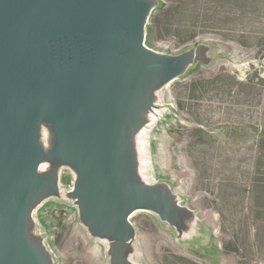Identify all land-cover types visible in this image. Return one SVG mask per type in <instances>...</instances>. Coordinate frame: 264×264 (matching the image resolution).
I'll list each match as a JSON object with an SVG mask.
<instances>
[{"label":"water","instance_id":"95a60500","mask_svg":"<svg viewBox=\"0 0 264 264\" xmlns=\"http://www.w3.org/2000/svg\"><path fill=\"white\" fill-rule=\"evenodd\" d=\"M158 0H0V264H54L36 207L63 192L109 264L132 260L129 217L149 211L180 237L194 212L166 182L141 174L139 136L159 91L209 47L178 54L144 45Z\"/></svg>","mask_w":264,"mask_h":264},{"label":"rangeland","instance_id":"374dc122","mask_svg":"<svg viewBox=\"0 0 264 264\" xmlns=\"http://www.w3.org/2000/svg\"><path fill=\"white\" fill-rule=\"evenodd\" d=\"M144 45L161 53L209 47L199 63L158 94L139 136L141 174L166 182L194 212L188 232L149 211L129 221L132 260L143 264H264V0H162ZM168 116V117H167ZM34 210L35 232L54 264H109L107 242L91 236L64 192Z\"/></svg>","mask_w":264,"mask_h":264},{"label":"trees","instance_id":"16d2710c","mask_svg":"<svg viewBox=\"0 0 264 264\" xmlns=\"http://www.w3.org/2000/svg\"><path fill=\"white\" fill-rule=\"evenodd\" d=\"M164 6H165V5H164V3L162 2V0H158V5L154 8L153 11H155V10H157V9H162ZM153 11L151 12L149 18L153 16ZM149 28H150V25H149L148 22H147V24H146V29H147V31L149 30ZM186 49H188V48H185L184 50H186ZM184 50H182V51H184ZM182 51H181V52H182ZM197 64H199V63H196L195 65H197ZM193 65H194V64H193ZM193 65H192V66H193ZM192 66H190V67L187 69V71H189V70L192 68ZM187 71H186V72H187ZM167 117H168V116H167ZM261 134H262V136H264V130L261 131Z\"/></svg>","mask_w":264,"mask_h":264}]
</instances>
